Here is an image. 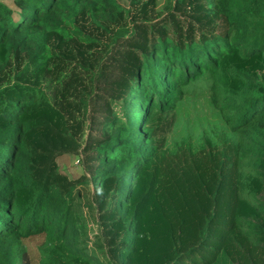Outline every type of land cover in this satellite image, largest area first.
I'll return each mask as SVG.
<instances>
[{"label": "trees", "instance_id": "16d2710c", "mask_svg": "<svg viewBox=\"0 0 264 264\" xmlns=\"http://www.w3.org/2000/svg\"><path fill=\"white\" fill-rule=\"evenodd\" d=\"M189 92L218 122L171 144ZM36 237L39 264H264V0H0V264Z\"/></svg>", "mask_w": 264, "mask_h": 264}, {"label": "rangeland", "instance_id": "374dc122", "mask_svg": "<svg viewBox=\"0 0 264 264\" xmlns=\"http://www.w3.org/2000/svg\"><path fill=\"white\" fill-rule=\"evenodd\" d=\"M1 1H4L6 4H10L12 2V0ZM118 2L122 7H127V4L130 2V0H118ZM165 3H163L162 1L161 6L165 5ZM142 87L143 86L137 89L138 92L135 91V93H133L134 96H139V89H141ZM176 115V125L173 132L168 137L171 144L184 137H191L195 140L200 139L205 132H207L209 129H213L216 126L219 117L218 111L212 107L205 93L199 94L197 92L188 93V95L178 105ZM33 119L36 124L49 122L64 129L63 117L56 113H41L35 116ZM82 162L83 156L81 154L66 155L58 160L60 171L63 174L67 175L71 180H78L82 177H88V172ZM127 183L128 181L126 180V183L124 185V188L126 189L128 186ZM93 187L94 182H91V195L93 193L92 191L94 190ZM119 194H121V196L125 198V192L123 193V191L121 190ZM85 214L87 223L90 226V231H94L92 234L95 235L99 233L100 227L98 224V214L95 212L91 213L90 211H85ZM44 239V237H36L33 239H29L26 242L27 254L32 264H39L41 254L40 248L44 242Z\"/></svg>", "mask_w": 264, "mask_h": 264}, {"label": "water", "instance_id": "95a60500", "mask_svg": "<svg viewBox=\"0 0 264 264\" xmlns=\"http://www.w3.org/2000/svg\"><path fill=\"white\" fill-rule=\"evenodd\" d=\"M124 187V186H123Z\"/></svg>", "mask_w": 264, "mask_h": 264}]
</instances>
